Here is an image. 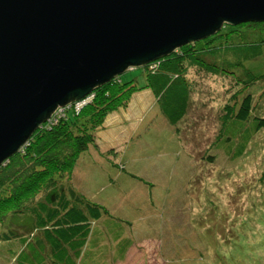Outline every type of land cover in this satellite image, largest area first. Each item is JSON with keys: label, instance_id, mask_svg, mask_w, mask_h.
<instances>
[{"label": "rangeland", "instance_id": "374dc122", "mask_svg": "<svg viewBox=\"0 0 264 264\" xmlns=\"http://www.w3.org/2000/svg\"><path fill=\"white\" fill-rule=\"evenodd\" d=\"M230 28L237 32L226 38L228 45L237 44L247 52L260 51L252 62L249 60L254 72L261 75L250 84V89L254 95L252 113L264 116V32L246 25L226 23L220 32ZM141 69V66L132 67L120 76L123 80L134 76L139 83L142 81ZM142 75L146 76L145 73ZM185 77L190 89L191 108L175 126L169 125L159 113L153 103L154 93L149 89H146L149 92L146 99L150 104L143 110L136 109L133 97L145 90L141 89L137 95L133 93L126 107L120 108L116 114L118 121L124 120L126 125L120 131L122 137L114 140L115 147L104 150L111 138H106L103 130L114 114L105 118L102 127L91 130L94 127L91 115L85 111L82 113L89 104V101L84 102L85 97L69 102L71 105L62 109H57L58 106L43 121L48 123L45 126L40 123L35 131L55 127L69 110L75 116L86 115L78 119L81 121L88 115L90 121L77 123L78 135L84 139L83 134L91 133L95 140L81 152L72 169L74 178H84L80 182L84 188L81 191L87 198L90 194L101 193L114 214H126L140 231L144 232L151 216L159 209L162 210L159 219L166 222V227L169 224L177 227L172 231L163 229L162 234L158 229L159 233L141 238L142 242L131 249L121 264H264V129L250 141L246 152L238 159H232L223 149L218 150L215 146L222 136L224 106L229 103L230 109L238 107L235 101L243 94L242 89H238L241 86H237L232 78L223 79L220 74L193 67L187 69ZM118 124L122 121L114 126ZM170 134L178 137L173 141L178 145H172L175 149L172 152L166 149ZM98 142L104 147L97 146ZM124 152L125 155H121ZM209 155L213 161H208ZM104 160L110 161L106 163ZM124 161L125 168H119L117 163ZM63 172L64 176L68 175L66 168ZM104 177L106 182L114 181L115 195L109 194V186L104 189L101 181ZM176 180L187 185L188 195L184 197L182 207H176V201L173 202L166 193L170 188L173 197L181 195ZM45 183L42 180L34 190L37 194L32 193L29 197L38 199ZM96 188L99 192H94ZM154 190L157 195L153 194ZM170 203L173 206L168 211ZM203 241L207 244L200 245Z\"/></svg>", "mask_w": 264, "mask_h": 264}, {"label": "trees", "instance_id": "16d2710c", "mask_svg": "<svg viewBox=\"0 0 264 264\" xmlns=\"http://www.w3.org/2000/svg\"><path fill=\"white\" fill-rule=\"evenodd\" d=\"M237 24L264 32V20ZM221 28L204 37L206 40L203 42L185 44L141 66L142 81L139 83L134 76L123 80L117 75L95 87L91 92L93 95H87L89 104L82 109V113L85 111L91 115L94 125L91 130L102 127L108 115L126 107L131 95L141 89L153 92V103L159 113L169 125H177L191 108L185 74L189 67H193L220 74L223 79L232 78L237 86H241L238 89H242L243 94L235 101L238 107L230 109L229 103L224 106L222 136L215 146L218 150H225L232 159L240 158L250 141L264 129V116L252 113L254 95L250 89L254 79L261 76L254 72L251 65L260 51L247 52L246 48L237 44L228 45L226 38L237 31L230 28L220 32ZM142 73L146 76L143 77ZM82 113L75 116L69 110L55 127L52 123L53 127L48 130L37 129L2 162L6 164L0 167V264H121L131 249L142 242L141 238L147 239L151 233H159L158 229L162 234L167 228L166 222L159 219L162 215L159 208L160 213L151 216L147 223L149 226L143 232L126 214H114L104 199L87 198L82 188H78L72 169L81 152L94 139L91 133L83 134L84 139L78 135L77 123L84 124L89 120L88 115L84 121L78 120L81 116L85 118ZM47 123L42 124L45 126ZM170 137L166 149L172 152L175 151L172 145H178L173 141L178 137L174 134ZM152 148L157 150L155 146ZM211 158L209 155L208 161H213ZM105 161L109 163L110 160ZM125 165L126 162L117 163L119 168H125ZM65 168L67 176L63 175ZM42 180L46 181L42 194L38 199L30 198L32 193L37 194L34 190ZM101 181L104 189L109 186L110 195L116 194L113 180ZM176 186L181 195L173 197L170 188L166 193L170 194L173 202L176 201V207H182L183 199L188 195L187 185L177 181ZM153 194L157 195V191ZM170 205L168 211L173 203ZM168 228L172 231L177 227L169 224ZM201 244L207 243L203 241Z\"/></svg>", "mask_w": 264, "mask_h": 264}, {"label": "water", "instance_id": "95a60500", "mask_svg": "<svg viewBox=\"0 0 264 264\" xmlns=\"http://www.w3.org/2000/svg\"><path fill=\"white\" fill-rule=\"evenodd\" d=\"M248 20L264 0H0V164L58 106Z\"/></svg>", "mask_w": 264, "mask_h": 264}, {"label": "crops", "instance_id": "0c3cea01", "mask_svg": "<svg viewBox=\"0 0 264 264\" xmlns=\"http://www.w3.org/2000/svg\"><path fill=\"white\" fill-rule=\"evenodd\" d=\"M137 93H139V92H137ZM137 93H136V95H137ZM149 96V92H148V90H142L141 91V93L140 94H138L137 95V97H139V98H137V97H133V101H135L136 102V104H135V107H136V109L137 110H143V109H145L150 103H147V99H146V97H148ZM132 105V104H131ZM123 111H125L124 109H123ZM116 114L117 113H115L114 115H112V116H110V117H113V119H109V121H108V123H107V121H106V126L105 127H103V130L105 131L104 133H106V138H108V139H110L108 142H107V144H106V148H104V150H106L107 148H109V147H115V145H113L114 143V140H117V139H119V138H121L122 137V132H120V131H122V130H124V128H122V127H124L126 124H125V122H124V120H119L118 121V118H117V116H116ZM125 115V113H123L122 114V116H124ZM121 121H122V124H118V126H114L115 125V123H121ZM141 121V120H140ZM127 123V122H126ZM120 129V130H119ZM119 130V131H118ZM150 131V130H149ZM128 136H131L130 134H128ZM99 144H100V146H103V145H101V143L100 142H98L97 143V146H99ZM110 144V145H109ZM104 147V146H103ZM121 155H125V152H124V154H121ZM123 157H125V156H123ZM99 159V158H98ZM99 160H101V159H99ZM128 160V159H127ZM125 161H126V159H125ZM124 161V162H125ZM77 178V182H78V188H79V186L82 188L81 190H83L84 188H83V186H82V184H80V182H81V179H84L83 178V176H79V177H76ZM105 179V177L103 178V180ZM92 180V179H91ZM94 183V182H93ZM92 183V184H93ZM91 185V184H90ZM94 192H99V189L98 188H96L95 189V191ZM90 197H92V198H95V199H101L102 197H101V193H99V194H96V195H93L92 196V194H90L89 195ZM103 199V198H102Z\"/></svg>", "mask_w": 264, "mask_h": 264}, {"label": "built area", "instance_id": "2783aa9c", "mask_svg": "<svg viewBox=\"0 0 264 264\" xmlns=\"http://www.w3.org/2000/svg\"><path fill=\"white\" fill-rule=\"evenodd\" d=\"M87 100L86 101H84V102H87L88 101V96L87 97H85ZM71 103H73V101L71 102ZM71 103H69V104H66L65 106L67 107V106H70L71 105ZM65 106H60L59 108H57V109H62L63 107H65Z\"/></svg>", "mask_w": 264, "mask_h": 264}, {"label": "bare ground", "instance_id": "6f19581e", "mask_svg": "<svg viewBox=\"0 0 264 264\" xmlns=\"http://www.w3.org/2000/svg\"><path fill=\"white\" fill-rule=\"evenodd\" d=\"M184 72V71H183ZM183 74V73H182ZM168 78H170V77H168ZM92 94V93H91ZM93 95V94H92ZM93 97V96H92ZM63 111V110H62ZM55 112V111H54ZM55 114V113H54ZM45 131V130H44Z\"/></svg>", "mask_w": 264, "mask_h": 264}]
</instances>
